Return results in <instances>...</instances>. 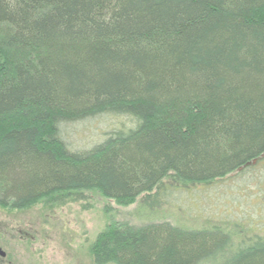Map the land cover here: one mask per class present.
Masks as SVG:
<instances>
[{"label": "trees", "instance_id": "16d2710c", "mask_svg": "<svg viewBox=\"0 0 264 264\" xmlns=\"http://www.w3.org/2000/svg\"><path fill=\"white\" fill-rule=\"evenodd\" d=\"M127 117L89 149L61 127ZM264 155V0H0V206L98 192L154 211ZM94 264H264V238L108 225Z\"/></svg>", "mask_w": 264, "mask_h": 264}, {"label": "rangeland", "instance_id": "374dc122", "mask_svg": "<svg viewBox=\"0 0 264 264\" xmlns=\"http://www.w3.org/2000/svg\"><path fill=\"white\" fill-rule=\"evenodd\" d=\"M127 117H91L61 127L69 149L81 151L101 142L116 127H132ZM128 206L98 192L84 191L66 201L42 199L29 208L0 206V264H94L90 249L108 225L169 222L198 230L220 227L235 244L264 238V155L224 179L173 191L154 211Z\"/></svg>", "mask_w": 264, "mask_h": 264}, {"label": "water", "instance_id": "95a60500", "mask_svg": "<svg viewBox=\"0 0 264 264\" xmlns=\"http://www.w3.org/2000/svg\"><path fill=\"white\" fill-rule=\"evenodd\" d=\"M0 256L1 257H5L6 256V253L0 248Z\"/></svg>", "mask_w": 264, "mask_h": 264}, {"label": "flooded vegetation", "instance_id": "af4514ba", "mask_svg": "<svg viewBox=\"0 0 264 264\" xmlns=\"http://www.w3.org/2000/svg\"><path fill=\"white\" fill-rule=\"evenodd\" d=\"M0 248H1V247H0ZM0 258H1V259H4L5 257H1V256H0ZM0 261H1V260H0Z\"/></svg>", "mask_w": 264, "mask_h": 264}]
</instances>
